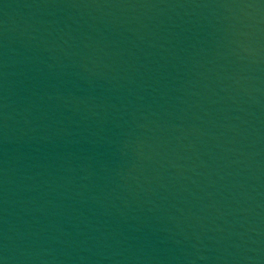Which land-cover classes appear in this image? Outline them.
Masks as SVG:
<instances>
[{"label":"water","instance_id":"water-1","mask_svg":"<svg viewBox=\"0 0 264 264\" xmlns=\"http://www.w3.org/2000/svg\"><path fill=\"white\" fill-rule=\"evenodd\" d=\"M0 264H264V0H0Z\"/></svg>","mask_w":264,"mask_h":264}]
</instances>
